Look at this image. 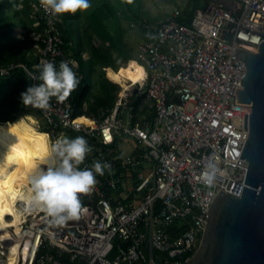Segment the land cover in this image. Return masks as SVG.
Instances as JSON below:
<instances>
[{"label": "built area", "instance_id": "2783aa9c", "mask_svg": "<svg viewBox=\"0 0 264 264\" xmlns=\"http://www.w3.org/2000/svg\"><path fill=\"white\" fill-rule=\"evenodd\" d=\"M193 1L139 22L142 80L97 117L75 113L81 73L56 4L28 0L40 26L31 33L36 59L0 64V78L27 75L19 116L40 124L53 161L17 201L0 264L10 243L26 247L19 264H143L150 224L153 249L187 262L218 189L241 195L250 106L236 100L245 66L233 59L237 47L255 52L264 39V0Z\"/></svg>", "mask_w": 264, "mask_h": 264}, {"label": "water", "instance_id": "95a60500", "mask_svg": "<svg viewBox=\"0 0 264 264\" xmlns=\"http://www.w3.org/2000/svg\"><path fill=\"white\" fill-rule=\"evenodd\" d=\"M233 60L245 66L236 100L250 106L239 157L247 162L246 185L240 196L218 189L195 252L187 262L166 264H264V39L255 52L237 47ZM153 254L150 224L146 264H157Z\"/></svg>", "mask_w": 264, "mask_h": 264}, {"label": "trees", "instance_id": "16d2710c", "mask_svg": "<svg viewBox=\"0 0 264 264\" xmlns=\"http://www.w3.org/2000/svg\"><path fill=\"white\" fill-rule=\"evenodd\" d=\"M52 1L56 4L63 21L61 26L65 46L71 51L72 56L77 59L79 71L81 73V76L78 77L77 81L72 83L71 96L75 107V113L78 115L85 114L97 117L102 116L98 114L100 111L99 109L113 106L114 90L117 88V85L112 83V81L107 80L101 71L102 76L99 80L100 93L91 96L92 94L89 91V87L92 68L90 67V64H88L89 61L81 57V51L84 50V45L82 44V40L76 36L78 29L77 18L80 12L79 0ZM125 1L128 3V0ZM100 2L106 12L111 14L112 11L109 5V0H100ZM190 3H193V7L200 5L198 0H194ZM22 10H30L28 0H0V64H6L13 61L25 62L28 65H31L36 59L34 56L35 50L33 48V41H31L29 35L25 33L20 39L13 34L16 30L17 22L19 25H21L22 22L23 26H21L24 29H27L29 28V26H27V19L30 25L33 21V19L29 20L26 12L24 13ZM89 13H91L92 18L95 19L99 29L106 32L107 36L105 38L113 39L119 29L116 18L113 19L111 23L112 25H109L108 21L102 19L96 12ZM189 15L191 14L189 13ZM15 18L17 19V22L15 21ZM109 26L112 27V33L111 31H107ZM38 30H40V26L38 27ZM103 54L105 56L110 55L108 52ZM118 65L120 64H113L111 61L109 62L108 58V62L104 63L102 67L105 66V70L107 67L112 68L111 66L117 67ZM139 66L140 63L136 62L130 67H120L117 70L112 69L119 74H137ZM27 83L28 77L22 70L15 71V73H12L8 77L0 78V128L12 127L18 130V127L22 126L25 130L24 132L28 134H34L37 132V130L30 125L31 115L24 113L18 118L19 105L22 102ZM44 93L47 95L50 91L47 90L44 91ZM138 100L139 99L135 101L136 104L139 103ZM103 114H105V112ZM38 132L42 131L38 130ZM13 150V147L9 149V151ZM19 152L26 154L31 158H36L37 155L39 156L37 140L25 142L21 145ZM115 250L116 247H114L113 251ZM113 251L110 256L114 254ZM146 256L148 257L147 249ZM153 260L157 264L182 262L178 258L167 259L166 254L156 250H154ZM146 262L143 264H146Z\"/></svg>", "mask_w": 264, "mask_h": 264}, {"label": "rangeland", "instance_id": "374dc122", "mask_svg": "<svg viewBox=\"0 0 264 264\" xmlns=\"http://www.w3.org/2000/svg\"><path fill=\"white\" fill-rule=\"evenodd\" d=\"M181 2H183V0H128V3L125 0H109L112 13L108 14L103 8L100 0H79L80 12L77 18L78 29L76 36L82 40V44L84 45V50L81 51V57L88 60V64H90L92 68L89 87V91L92 94L91 96L100 93L99 80L102 76L101 71L103 76L111 81L106 76V70H104L105 66L102 67L104 63L108 62V58L109 62L120 64L117 67L111 66L115 70L120 67H130L138 62L136 57L138 54V46L141 41L139 22L143 19L152 21L162 18L166 16L174 6L182 5L183 3ZM89 12H96L102 19L108 21L109 25H112L113 19L116 18L119 29L113 39L105 38L107 36L106 32L99 29L98 24ZM107 31H111L112 33V27L109 26ZM106 52L110 55L105 56L103 53ZM123 76L126 82L131 84L133 74L123 73ZM112 83L117 85V88L114 90V95L118 97L123 87L113 81ZM138 102L139 105L145 104L143 101L140 102V99ZM110 108L111 107L100 108L98 114L102 115ZM18 130L20 132L25 131L22 126H19ZM16 141L20 143L22 142V138L16 136ZM18 147H21V145H18ZM21 154L26 155L23 153ZM32 159L42 162L40 165V173L42 176L49 172L48 165H46L52 163L49 157L37 155L36 158ZM51 174H49V176H51ZM51 178L52 177H48V179ZM0 232L5 233V230L1 228ZM1 259L4 260V257H1Z\"/></svg>", "mask_w": 264, "mask_h": 264}, {"label": "bare ground", "instance_id": "6f19581e", "mask_svg": "<svg viewBox=\"0 0 264 264\" xmlns=\"http://www.w3.org/2000/svg\"><path fill=\"white\" fill-rule=\"evenodd\" d=\"M105 70L107 78L123 87L118 97L123 95L124 90L130 89L135 83L140 82L144 75L143 67L140 64L137 74H133L131 84H129L126 82L123 74L117 73L110 67H107ZM28 114L31 115L30 113ZM80 119L89 123L85 116H80ZM30 125L37 130L36 133L28 134L12 127L0 128V229L3 228L5 230V233L0 232V240L9 239L8 228L12 225H15L14 227L17 230L20 210L16 203L17 201H21L25 195L32 194L33 188L38 186L39 180L43 177L40 173V165L42 162L22 155L19 152L20 147L18 145H22L31 140H37L39 155L47 156L53 161L45 134L40 129V124L32 115ZM38 130L42 132H38ZM16 136L22 138V142L18 143ZM11 147H13V151H9ZM46 165H48L47 167L50 172V164ZM7 248L9 251L4 252L6 257L3 264H19L21 259L19 261L17 260L18 254L21 253L24 256L26 247L21 249L17 248V244L10 243Z\"/></svg>", "mask_w": 264, "mask_h": 264}, {"label": "crops", "instance_id": "0c3cea01", "mask_svg": "<svg viewBox=\"0 0 264 264\" xmlns=\"http://www.w3.org/2000/svg\"><path fill=\"white\" fill-rule=\"evenodd\" d=\"M22 11H24V10H22ZM26 12V14H27V17H29V20H32V18L30 17V10H26V11H24V13ZM26 17V18H27ZM14 18V17H13ZM15 21L17 22V19L15 18ZM21 25H22V22H21ZM21 25H19L18 24V22H17V26H16V30H15V32H14V35H16L17 36V38H22L23 37V35L22 34H28L29 35V37H30V39H31V41H32V37H31V33H33V32H38V27H36V26H34L33 25V21H32V23H31V25L29 24V22H28V19H27V26H29V28H27V29H24ZM23 100V99H22ZM22 103V102H21ZM84 105V104H83ZM20 106V105H19ZM119 147H120V149H121V151L122 152H129L130 150H131V147L130 146H125V144H122V143H120L119 145H118Z\"/></svg>", "mask_w": 264, "mask_h": 264}]
</instances>
